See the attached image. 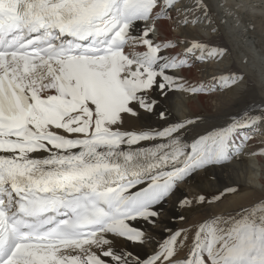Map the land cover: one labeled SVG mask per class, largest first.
Returning a JSON list of instances; mask_svg holds the SVG:
<instances>
[{
	"label": "snow or ice",
	"instance_id": "1",
	"mask_svg": "<svg viewBox=\"0 0 264 264\" xmlns=\"http://www.w3.org/2000/svg\"><path fill=\"white\" fill-rule=\"evenodd\" d=\"M257 12L264 0H0V264H264V186L181 190L264 161V97L174 112L180 96L242 102L247 75L213 65L231 55L221 28L254 32Z\"/></svg>",
	"mask_w": 264,
	"mask_h": 264
},
{
	"label": "bare ground",
	"instance_id": "2",
	"mask_svg": "<svg viewBox=\"0 0 264 264\" xmlns=\"http://www.w3.org/2000/svg\"><path fill=\"white\" fill-rule=\"evenodd\" d=\"M235 2H237V0H227V3L229 4ZM245 2H247V0H245ZM252 2L258 3L259 0H252ZM254 20H255L254 32L251 31L246 32L243 25H241V28L239 30L232 29L230 25H228L226 29L229 36L228 41L231 42L230 46L234 49V51H237L236 53L238 57L240 59L247 57V55L239 48V46L242 47V49H244L246 52H248V56H249L248 58L251 61V63H249L248 66H246L247 73L249 75H253L255 79H258L257 83L254 84L256 86L257 91L259 92V95L264 97V22H262L259 12L254 14ZM254 60H256V62ZM250 100L257 101V98L252 99L250 97ZM199 101L201 102V100ZM185 107H187L186 109L188 111L182 110L181 113L182 117H185L188 114V112L191 111L195 112L197 110V108L193 106L186 105ZM249 163L252 165L255 164L254 172L250 171L251 168H248L247 170L238 165H234L226 169L215 170L214 176L216 183L214 184V186L216 188H222L227 185L241 184L246 189L249 188L254 189L255 194L258 195L262 186H264V161L253 160L250 161ZM247 202H249L247 199L241 200V198L239 197L230 198L223 205H221L220 208L216 209L215 211H228L236 207L239 203H247ZM194 218L200 219L199 216H195Z\"/></svg>",
	"mask_w": 264,
	"mask_h": 264
},
{
	"label": "rangeland",
	"instance_id": "3",
	"mask_svg": "<svg viewBox=\"0 0 264 264\" xmlns=\"http://www.w3.org/2000/svg\"><path fill=\"white\" fill-rule=\"evenodd\" d=\"M248 87L246 88L245 87V89H244V92H245V95H244V97H243V99H242V102H240V103H235L234 102V94L232 93V94H228V95H224V96H222V97H215L213 100H212V102L214 101H219L220 99H222V100H229L230 98H232L233 97V100H232V105L231 106H226L225 108H230V107H232L233 106V108H238L240 105H241V108L244 106V104L245 103H250V102H252L253 100H250V97L252 98V99H256L257 98V101L259 100V99H261L262 98V96L261 95H259V92L257 91V89H256V86L255 85H253V84H250V85H247ZM249 86H250V88H249ZM258 92V93H257ZM258 94V95H257ZM226 96V97H225ZM258 96H260V97H258ZM246 98V99H245ZM248 99V100H247ZM209 101L211 102V100L209 99ZM222 108V109H221ZM223 109H224V107H219V108H217L216 110H215V112L217 113L218 111H223ZM210 112L212 113V111H211V109H209L208 107H204V109H203V111H202V109H200V113H202V114H210Z\"/></svg>",
	"mask_w": 264,
	"mask_h": 264
}]
</instances>
